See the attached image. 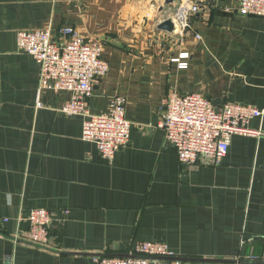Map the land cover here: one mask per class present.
I'll return each instance as SVG.
<instances>
[{"label": "crops", "instance_id": "obj_1", "mask_svg": "<svg viewBox=\"0 0 264 264\" xmlns=\"http://www.w3.org/2000/svg\"><path fill=\"white\" fill-rule=\"evenodd\" d=\"M186 1L0 0V264H98L142 241L185 264H264V116L250 122L263 135H234L218 165L180 162L162 126L172 92L264 110V17L241 15L238 0H192L201 10L182 43L159 25ZM47 27L57 42L73 27L104 46L91 110L121 95L132 125L112 161L61 111L69 91L38 97L40 67L17 33ZM36 208L54 217L45 245L27 239Z\"/></svg>", "mask_w": 264, "mask_h": 264}, {"label": "built area", "instance_id": "obj_2", "mask_svg": "<svg viewBox=\"0 0 264 264\" xmlns=\"http://www.w3.org/2000/svg\"><path fill=\"white\" fill-rule=\"evenodd\" d=\"M201 10L198 2L182 3L173 16L177 40L185 42L192 31V16ZM237 11L244 16L264 17V0H238ZM64 42H57L51 27L20 30L18 50L31 55L40 67L38 97L42 90L69 91L70 98L61 111L83 118L82 139L94 143L101 156L112 161L116 152L130 140L131 122L126 117V100L114 95L108 110L95 113L90 99L97 83L107 75L109 63L103 58L104 46L97 39H87L73 27H64ZM201 40L200 34H195ZM189 51L172 61L181 69L189 67ZM264 110L252 105L228 102L217 109L201 93L172 92L164 101L162 126L166 138L178 152L180 162L218 165L226 156L234 135H263L250 126L253 118H263ZM27 239L45 245L54 222L51 211L33 209L28 219ZM18 241L19 236H15ZM253 258V257H250ZM98 264H185L176 259L166 243L142 241L128 256L97 257Z\"/></svg>", "mask_w": 264, "mask_h": 264}, {"label": "water", "instance_id": "obj_3", "mask_svg": "<svg viewBox=\"0 0 264 264\" xmlns=\"http://www.w3.org/2000/svg\"><path fill=\"white\" fill-rule=\"evenodd\" d=\"M172 1V0H169V2ZM159 28L161 30H164V31H167L169 32L170 34H172L173 36H175L177 34V29L175 27V24H174V21H173V17H170L168 19H166L165 21H163L160 25H159ZM128 256V255H127ZM176 259H179V260H182L184 261V259L182 258H176ZM251 262H255V261H251Z\"/></svg>", "mask_w": 264, "mask_h": 264}]
</instances>
